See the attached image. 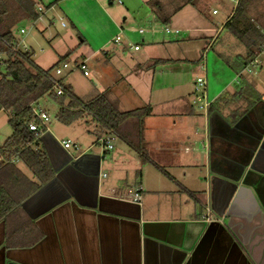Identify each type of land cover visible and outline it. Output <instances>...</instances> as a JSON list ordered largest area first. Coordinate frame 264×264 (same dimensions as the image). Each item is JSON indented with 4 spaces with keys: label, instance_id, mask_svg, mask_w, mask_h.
Instances as JSON below:
<instances>
[{
    "label": "crops",
    "instance_id": "obj_1",
    "mask_svg": "<svg viewBox=\"0 0 264 264\" xmlns=\"http://www.w3.org/2000/svg\"><path fill=\"white\" fill-rule=\"evenodd\" d=\"M68 1L62 9L84 35L86 68L105 57L90 97L109 91L122 111L151 106L143 129L148 162L140 163L115 137L111 150L96 139L93 150L64 148L69 140L59 141L46 127L40 142L54 177L22 203L41 239L32 247L6 248L0 222V264H241L231 243L247 264H264V81L260 89L245 73L254 65L261 72L263 64L255 59L243 71L260 98L236 121L228 109L198 112L187 100L196 71L209 103L239 92L237 75L217 55L226 54L215 49L219 35L207 39L202 52L212 53L206 60L191 64L162 55L153 40L137 44L138 50L121 46L124 36L115 43L122 26L111 17L104 14L108 34L86 9L81 20L74 15L81 2L89 7L97 1ZM149 33L139 34L143 42ZM237 100L241 111L247 102Z\"/></svg>",
    "mask_w": 264,
    "mask_h": 264
},
{
    "label": "trees",
    "instance_id": "obj_2",
    "mask_svg": "<svg viewBox=\"0 0 264 264\" xmlns=\"http://www.w3.org/2000/svg\"><path fill=\"white\" fill-rule=\"evenodd\" d=\"M252 0H238L224 28L234 38L240 52L217 54L237 75L238 83L233 94L217 97L208 106V113L228 109L234 121L241 117L260 97L243 77V71L251 66L264 48V35L248 14ZM145 5L161 25L194 0H184L179 5L165 4L162 0H148ZM51 4L48 6L50 7ZM39 11L34 0H0V112L7 114L11 133L0 145V222L5 227L6 248H28L41 239V233L25 213L22 203L54 177L47 154L40 142L46 128L31 131V123L38 124L31 106L49 96L59 105L55 119L66 126L81 122L96 141L104 136L115 137L130 146L140 163L148 162L143 146L144 119L151 115V106L145 105L122 111L109 91L97 93L91 98L78 97L70 85L56 79L52 72L70 55L67 52L48 69L38 66L33 53L21 51L13 29L21 21H35ZM159 60H155L156 64ZM54 82L62 89L56 94ZM238 96L247 102L239 111ZM23 166L28 174L22 168Z\"/></svg>",
    "mask_w": 264,
    "mask_h": 264
},
{
    "label": "rangeland",
    "instance_id": "obj_3",
    "mask_svg": "<svg viewBox=\"0 0 264 264\" xmlns=\"http://www.w3.org/2000/svg\"><path fill=\"white\" fill-rule=\"evenodd\" d=\"M65 1L67 0H55L52 2L34 0L36 9L41 8L39 12L40 18L35 21L24 20L19 22L13 29V34L18 40V48L21 51L32 52L33 61L43 69L50 68L58 61L59 57L69 52V57L64 61L68 64L69 69L63 70L59 76H55L53 72L52 75L64 84L72 86L77 96L88 99L94 91L96 74L104 67L101 61L105 57L101 55L102 57L100 56L99 61L92 60L87 62L88 76H83L77 64L82 60L81 53L83 51L80 47V41L84 39V35L82 32H78L77 28L74 30L71 22H69L68 15L64 12L62 6H70V2L64 3ZM95 1H97L98 6L94 3L92 5L89 3L88 7L84 2H81L79 7L75 8V17L81 20L84 15L83 9H86L87 12L94 14L98 24L108 34L110 29H107L108 18L106 16L111 17L114 22L122 26L121 34L125 37V41L121 43V46L125 48L137 44L141 47L153 40V44L159 46L161 54L163 52L162 55L173 59H187L191 61V64L205 61L207 54L212 53V50L202 52L209 37L219 35V43L214 48L221 52L227 53L225 49L229 48L228 45L230 46L228 52L232 54L241 50L237 42L232 41L234 38L229 33H226L224 28L225 20L230 15L231 7L233 6V3L229 0H194L193 6H185L171 18L167 25H161L151 18L149 15L151 14L150 10L145 5L147 0H119L121 4L117 3L118 0H113V2H108L107 0ZM162 1L165 4L174 5L184 2V0ZM224 1L228 2L230 6H226ZM50 4L51 6L48 7ZM213 11L217 15H214ZM248 14H251L254 24L259 27L261 32H264V0H252ZM62 23L64 27L61 26ZM164 27L170 30H178L181 34L165 33L162 31ZM138 29L153 31V33L146 34L143 42L142 37L137 33ZM20 30H23L25 34H20ZM232 42L234 45H231ZM110 61L113 66L119 64L117 58L111 57ZM256 61L259 64H263V70L260 72L259 65H254L250 68V73H245L256 83L257 87L259 86L258 88L263 89L259 82L264 81V50L257 56ZM254 71L255 74L253 73ZM211 76L212 72L208 75V78L211 79ZM190 77L194 82L198 77L204 78L200 71H196ZM232 86V88H235L234 83H232ZM200 93L201 91L196 92L194 85L191 93L187 96V100L198 112L202 111L197 108L195 95ZM36 107L46 112L49 118L47 128L53 132L59 141L68 139L71 143V148L77 146L79 151H84L88 147V149L92 148L93 150L95 137L85 130L81 122L66 126L55 119L59 105L49 96L40 99L36 103ZM44 132L41 136L46 134ZM10 133L11 130L7 124V114L0 112V144L6 140ZM20 167L28 174L23 166L20 165Z\"/></svg>",
    "mask_w": 264,
    "mask_h": 264
},
{
    "label": "built area",
    "instance_id": "obj_4",
    "mask_svg": "<svg viewBox=\"0 0 264 264\" xmlns=\"http://www.w3.org/2000/svg\"><path fill=\"white\" fill-rule=\"evenodd\" d=\"M108 2H113V0H107ZM230 2L233 3V6L234 8L236 7L237 3H238V0H229ZM118 4H121V1H117ZM38 11L40 12L41 11V8H38ZM216 12L213 11V14H215ZM62 27H64V24L62 23L61 24ZM163 32L165 33H168V34H173V35H178L180 34V32L178 30H170L166 27H164L162 29ZM146 32H149V31H146L144 29H138L137 30V33L140 34V35H143L145 34ZM150 32H153V31H150ZM20 34H25V32L23 30H20ZM264 35V34H263ZM122 40V35L121 34H118L115 38H114V42L115 43H119L120 41ZM138 46H133V49L134 50H138ZM264 50V48H263ZM3 63V56L0 55V65ZM77 67L79 68V70L82 72L83 76H88V72H87V68H86V64H85V61L84 60H81L80 63L77 64ZM69 69V66L66 62H63L61 64H59L56 68H54L53 70V74L55 76H59L62 74V71L63 70H68ZM246 70L248 71L249 69L246 68ZM54 86H55V89H56V94L57 95H60L62 93V89L60 88L59 84L54 82ZM204 88H205V81L203 78H197L196 81H195V90L196 92H200L201 93L199 95H195V103L197 104V107L199 110H203V111H207L208 110V106H209V102L207 101L206 99V95H205V92H204ZM32 108V111L38 121V124H34V123H31L29 125V129L31 131H37L39 128H46L47 127V122L49 121V118H48V115L39 110L35 105H32L31 106ZM113 139V137H110V136H104V137H101L98 139V144L106 149V150H111L112 149V144L110 143L111 140ZM64 148H69L71 147V143L69 141H65V142H62ZM141 198L139 192H136L133 196V199L135 201H139Z\"/></svg>",
    "mask_w": 264,
    "mask_h": 264
},
{
    "label": "water",
    "instance_id": "obj_5",
    "mask_svg": "<svg viewBox=\"0 0 264 264\" xmlns=\"http://www.w3.org/2000/svg\"><path fill=\"white\" fill-rule=\"evenodd\" d=\"M210 226L214 227V226H219V225L216 222H212V224H210ZM231 245H232V249L235 251V254L239 255L241 264H247L244 256L242 255L240 249L238 248V246L235 243H231Z\"/></svg>",
    "mask_w": 264,
    "mask_h": 264
}]
</instances>
